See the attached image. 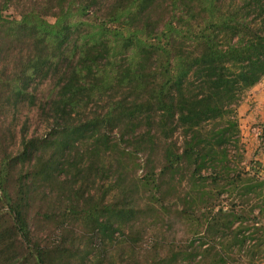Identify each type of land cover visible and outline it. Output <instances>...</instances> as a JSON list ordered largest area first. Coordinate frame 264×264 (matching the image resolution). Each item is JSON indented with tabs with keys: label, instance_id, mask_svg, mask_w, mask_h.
<instances>
[{
	"label": "trees",
	"instance_id": "obj_1",
	"mask_svg": "<svg viewBox=\"0 0 264 264\" xmlns=\"http://www.w3.org/2000/svg\"><path fill=\"white\" fill-rule=\"evenodd\" d=\"M262 81L264 0H0V110L25 119L0 162V264H234L230 234L264 258V181L250 177V231L232 230L236 203L212 205L237 184L227 150ZM181 170L193 183L170 213ZM37 187L48 233L31 226Z\"/></svg>",
	"mask_w": 264,
	"mask_h": 264
},
{
	"label": "rangeland",
	"instance_id": "obj_2",
	"mask_svg": "<svg viewBox=\"0 0 264 264\" xmlns=\"http://www.w3.org/2000/svg\"><path fill=\"white\" fill-rule=\"evenodd\" d=\"M9 17H16V14H12L13 16H10L11 13H7ZM18 20V17L15 18ZM8 70V69H5ZM2 70V71H5ZM10 71H13V67H10ZM15 72V71H13ZM37 85L32 86L30 85V88L28 89L30 92L31 90H35L40 92L42 88H44V85L41 82V77L39 79H36ZM259 85V84H258ZM256 85L255 87H258ZM1 86V85H0ZM252 88L249 92H246V94L243 97L242 102L240 103L239 108L237 109V119L240 129V143L237 145L238 149L234 147H229L227 150L228 159H229V166L231 167L232 171L231 173L234 174V178L237 182V184L234 187V191H232V188L230 187V184L228 181H220L218 184L221 188H223L224 192L218 196V198H215V200L212 202V205L214 206H221L224 208H229L232 204L236 203V210H239L240 213L243 214L245 217V221L237 222L232 227L234 233L238 232L239 230H246L250 231V227L253 226L254 222H252V216H250V205L256 200V196L250 195H257L250 193V177H252L254 174H256L257 178L261 181H264V166L262 162L258 159L260 156V151L263 152L264 148V135L261 133V129L258 128V138L254 139L250 136V103H253V101L258 102V107L264 104V94L263 92L257 91V88ZM1 89V87H0ZM261 90V88H260ZM262 91V90H261ZM38 104V103H37ZM31 112H29V119H31L32 125L30 132L34 131L35 129L39 130L40 133H42L41 128H39V122L38 119L34 116L32 109H30ZM25 114L28 112L24 110ZM23 111L19 112L18 115L13 117V111L9 110L5 113V110H0V162L5 160L7 157L14 155L18 151V142H19V130L22 127V124H24L25 119L23 118ZM31 115V117H30ZM16 117H19V120L16 122ZM8 129V131H7ZM7 132H6V131ZM27 134V138H29L31 135ZM6 134L5 139H3L2 135ZM8 134V136H7ZM14 136V138H11V136ZM34 135V134H33ZM35 136H40L39 133H36ZM262 136V137H261ZM262 138V140H260ZM258 140V141H257ZM16 142V143H15ZM259 145V146H258ZM258 146V147H257ZM25 169H22L21 167L15 169L14 171H11L8 179L10 181L9 187L7 190L12 194L17 188V177L18 174L21 172L23 173L27 169V165L24 166ZM141 172V171H140ZM210 171L204 172V177H207ZM182 173V180L179 182L178 186L180 188V194L176 193L172 197H166L165 202L167 204L168 212L172 213L175 210H181L183 208V205L181 204V201L179 200L180 197H183V193L186 192V190L189 189V186L192 185L191 180V172L190 170H181ZM184 174V176H183ZM253 184H256L254 181H252ZM202 184V182L200 183ZM204 184L206 186V189L210 186L209 184L204 181ZM217 185V184H216ZM36 191V203L31 207L30 209V217H31V226L35 229H38L39 227L43 226V232L48 233L50 230V227L54 226L53 223H51L48 220L43 221L39 215L40 212H43L45 209V204L43 203L44 197H42L45 194L43 187H37ZM49 190H47L48 192ZM255 193H260V195H264V186L257 188L255 190ZM251 198V200H250ZM205 200V199H203ZM251 201V202H250ZM46 203L49 204L48 200ZM188 207V209H192L195 207V209L198 210V208L201 206L198 200H194L190 202L188 205H185ZM3 211V208H0V211ZM214 210V212H216ZM255 213L258 212L257 209H254ZM171 216V215H169ZM174 217V216H173ZM39 219L43 221L41 224L39 223ZM148 220V219H147ZM145 220V221H147ZM9 221V217H7V213H3L0 215V223L4 225V223ZM259 222V221H258ZM148 223V222H147ZM171 225L172 221L167 222ZM173 229H169L170 231H173L174 234H176L177 229H182L181 225H179L178 222H174V226L172 225ZM245 232V235H247ZM184 232L180 231L178 236L183 235ZM234 234H230L227 239H225L224 245L227 247H230L232 249L230 253V258L234 262V264H264V258H259L256 255H253V261L251 260V253L252 249L250 250V237L244 240L245 244L240 248L239 244H234L233 242L235 239H233ZM241 238V237H240ZM220 240V239H217ZM200 241V240H199ZM254 252L256 250L254 249Z\"/></svg>",
	"mask_w": 264,
	"mask_h": 264
},
{
	"label": "crops",
	"instance_id": "obj_3",
	"mask_svg": "<svg viewBox=\"0 0 264 264\" xmlns=\"http://www.w3.org/2000/svg\"><path fill=\"white\" fill-rule=\"evenodd\" d=\"M257 88V91L263 92L264 94V81H262ZM261 88V90H260ZM258 102L253 101V103H250V136L254 139L258 138V126L262 125L264 123V104L258 107ZM259 139V138H258ZM258 141V140H257ZM259 146V145H258ZM257 146V147H258ZM260 156L258 159L262 162L264 166V148L263 152L260 151Z\"/></svg>",
	"mask_w": 264,
	"mask_h": 264
}]
</instances>
